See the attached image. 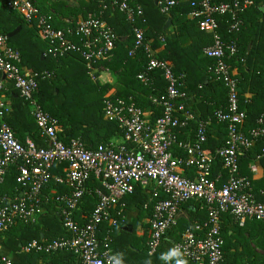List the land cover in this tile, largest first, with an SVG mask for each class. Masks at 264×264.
Masks as SVG:
<instances>
[{"label": "built area", "instance_id": "1", "mask_svg": "<svg viewBox=\"0 0 264 264\" xmlns=\"http://www.w3.org/2000/svg\"><path fill=\"white\" fill-rule=\"evenodd\" d=\"M0 4L19 14L28 25L37 26L40 37L49 44L50 57L77 54L85 63L92 82L101 81L109 73L98 66L99 62L111 60L118 40L103 18L106 5L86 19L59 29L54 27L52 17L40 13L31 0H0ZM177 4V0H163L158 1L157 7L161 14L167 15ZM109 5L123 13L133 25L134 46L128 57H133L140 48L148 54L146 70L136 76L137 80L150 84L152 73L158 71L165 82L162 94L148 97L159 116L151 122L132 98H118L112 89L103 98V114L108 121L117 124L120 137L93 149L85 148L79 138L64 143L59 137L58 121L38 102L39 81L51 80L52 75L22 69L19 52L8 45L7 36L0 31V183L9 168L14 167L17 184L13 197L0 194V233L18 223H38L45 207L52 204L58 210L68 237L32 240L21 245L20 252L66 251L75 255L76 264H110L111 258L118 254L111 248V234L120 222L131 218L125 199L141 188L147 190L153 204L148 218V257L157 254L162 240L176 227L181 206L195 202L206 210V220L194 222L179 241L172 243L171 249L179 248L181 258L188 263L225 264L221 216L230 215L240 226L252 221L264 225V204L255 200L251 183L240 176L238 166V157L264 138V113L255 128L247 133L242 131L245 112L239 108L238 81L230 67V61L237 54V40L222 41L219 19L226 18L227 31L236 34L242 26L240 14L260 5L252 0L227 3L199 0L191 4L187 14L190 20L197 21L200 31L212 35V44L203 50V55L214 61L209 70L212 80L221 82L226 89V108L215 110L213 117L217 123L226 125L227 140L211 153L205 151L208 123L187 110L189 97L181 90L172 67L155 58L150 46L144 43L143 30L136 26V21L145 23L142 8H132L129 0H111ZM260 7H264V3ZM11 90L27 104L47 147H39L30 139L21 143L15 138L5 121L11 110L5 97ZM191 121L197 124L194 139L180 140L177 134ZM261 159L264 153L255 161ZM217 162L225 171L222 183H219L221 176L211 178ZM186 168L195 170L193 177L184 176ZM54 169L56 172H52ZM250 171L255 173V167L251 166ZM91 182H96L97 186L90 187ZM60 187L63 191L58 193ZM87 195L95 198V206L85 216L81 203ZM143 208L147 210L148 204ZM102 225L111 230L100 239ZM0 264L13 262L8 256H0Z\"/></svg>", "mask_w": 264, "mask_h": 264}, {"label": "trees", "instance_id": "2", "mask_svg": "<svg viewBox=\"0 0 264 264\" xmlns=\"http://www.w3.org/2000/svg\"><path fill=\"white\" fill-rule=\"evenodd\" d=\"M177 1L178 4L170 9L167 15L160 13L154 0H129V5L132 8L137 6L142 8L145 23L136 21V26L143 30L144 43L150 46L154 57L164 60L172 67L181 85V90L186 92L189 97L186 106L191 97L209 104L206 114L202 115L199 120L208 123L205 151L211 153L215 148L223 146L227 140L226 125L217 123L213 117L215 110L226 108V89L221 82H211L213 80L209 70L214 66V61L203 55V50L212 44V35L200 31L197 21L186 18V15L191 11V4L199 0ZM213 1L227 3L231 0ZM252 1L260 6L264 3V0ZM110 2L111 0H80L77 8L71 12H63L62 5L52 7L51 10L54 12L51 10L44 12L38 6L37 8L40 13L52 17L55 28L64 29L78 22L77 17L70 18L71 23H64L60 20L62 18L58 19L55 13H60L63 16L81 14L82 18L86 19L89 14L99 12L103 5L107 6L103 18L117 34L118 40L115 43L111 60L99 62L98 66L106 69L113 76L114 81L111 84L92 82L85 63L75 53H68L57 58L50 57L47 54L49 44L40 37L37 26L35 24L28 25L19 14L8 10L4 4H0V31L7 36L16 28H21L16 36L8 39V45L18 51L21 56V68L31 73L49 72L52 75L51 80L39 81V104L46 113L58 121L59 137L64 143H67L71 138H79L87 149L106 144L121 135L117 124L108 121L103 114V98L109 90L113 89L118 98H132L146 117L153 122L159 116V112L154 111L148 97L162 94L165 88V82L158 71L152 73L153 79L150 84L144 85L137 80L136 76L146 70L148 54L144 48H140L135 51L133 57H128L129 51L134 46L133 25L127 21L123 13L111 9ZM260 6L249 7L240 14L242 26L236 34L227 31L226 18L219 19V34L222 41L237 40V54L230 61V67L231 70L237 71L235 78L238 81L239 108L245 112V124L242 129L244 133L255 128L258 118L264 113V12L261 9L263 7ZM178 17L180 20L176 22V31L172 35H167V25L175 23ZM183 34H187L192 39L187 48H182L179 41ZM162 39L163 45H161ZM158 49L159 51L155 52ZM188 62L197 66V70L189 66ZM11 91L12 93L5 97L11 101L12 106L5 121L12 129L15 138L24 142V136L29 133L37 146L47 147L40 138L27 104L18 97L15 91ZM58 98L61 99L60 103L56 102ZM154 114H156L155 117ZM196 127L197 124L191 121L186 128L179 131L178 138L183 141L193 140ZM185 135H188V138L183 137ZM263 153L264 138L257 140L250 150L238 157L240 176L250 181L255 200L262 204H264V199H257L260 185H257L251 177L250 166L253 163L264 162V159L255 161ZM56 170L54 169L52 172H56ZM194 173V169L186 168L184 176L193 177ZM217 175L222 177L219 182L222 183L225 180V171L220 162L213 165L211 178L215 179ZM15 178L16 170L14 167H10L4 181L0 183L1 195L11 197L16 195ZM89 185L95 187L97 183L91 182ZM62 191L63 188L60 187L58 193ZM149 197L147 190L137 188L132 196L126 198L128 211L135 212V217L132 221L120 222L111 234L113 240L111 248L118 254H123V264H145V261L149 260L151 264H165V261L160 259L161 255L168 253L172 242L179 241L182 233L188 227L192 226L194 222H199L182 223L180 221L178 223L177 221L176 227L162 240L157 254L154 257H148L146 242L149 225L143 226L144 234L141 237L135 236L134 227L142 215L150 217L153 204ZM145 204H148L147 210L143 208ZM94 206L95 198L91 195L85 196L81 203L82 214L89 215ZM45 209L46 215L41 222V227L46 229V232L40 230V225L33 226L37 228L32 229L28 227V224L18 223L7 232L0 233V244L17 253L20 252L21 244L32 239L52 241L65 236L66 232L58 220V210L52 204L47 205ZM223 216L220 218V225H222ZM227 216L229 215L227 214ZM229 218L234 224L240 226L231 216ZM249 223L259 225L264 232V225L257 221L246 222L241 227L245 228ZM29 226L31 225L29 224ZM110 230L109 226L102 225L98 234L99 238L102 239ZM21 231L23 233L19 235L18 233ZM220 231L223 236L226 229L220 226ZM2 236L4 238H1ZM223 237L225 264H233V260L229 256H225V253L227 254L229 251V244L225 242V236ZM140 246L141 248H138ZM16 258V263L24 262L25 264H36L38 259L45 260L46 258H51L49 261L53 264H76L77 262V258L72 253L65 251L54 254L20 252L17 253ZM167 264H175V260L169 261ZM187 264L192 263L187 262Z\"/></svg>", "mask_w": 264, "mask_h": 264}, {"label": "crops", "instance_id": "3", "mask_svg": "<svg viewBox=\"0 0 264 264\" xmlns=\"http://www.w3.org/2000/svg\"><path fill=\"white\" fill-rule=\"evenodd\" d=\"M79 1L80 0H32V2L36 6H38L39 9H41L44 12H46L45 10L50 11L51 8L52 7L54 8V6H56V5H58V6L62 5L63 12H71L72 10L77 8ZM84 1H87V0H84ZM52 12H54V11H52ZM55 15L58 17V19H60V17H61L62 19H60V20L63 21L64 23H71L72 20L70 18H74L75 16L77 17L78 21L83 19L81 14L73 15V16H69V15L63 16L60 13L59 14L55 13ZM186 18L189 19L187 17V15H186ZM178 20H180V17L177 18L175 23H173V24L170 23L167 25V27H168V29H166L167 35L174 34V31H176V29H177L176 22ZM179 41H180L182 48H187L189 46V44H191L192 39L187 34H183L180 37ZM163 42L164 41L161 42V45L164 44ZM158 51H159V49L156 50L155 52H158ZM187 64H189V66H192L194 69L197 70V66H194L192 63H189V62ZM232 71H233L234 75H237L236 70H232ZM105 76L108 77L109 84H111L114 81L111 74L108 73ZM211 82H214V81H211ZM11 93H12V91H11ZM5 100L11 106V101L7 100L6 98H5ZM208 105H209L208 103H206L200 99H196V98L191 97L189 104L187 105V110L191 113L193 112L192 114L195 117H197V119H200V117L202 115L206 114ZM11 108H12V106H11ZM28 110H29V108H28ZM154 111H156V110L154 109ZM29 112H30V110H29ZM155 115L156 114H154V117H155ZM24 137H25L24 142L27 139L32 140L29 133H26V135ZM183 137L188 138V135H185ZM24 142H21V143H24ZM251 166H254L256 169L255 173H252L250 171L251 177L253 178L254 182L257 183V185H260V189L258 190L259 195H257V199L258 198L264 199V194H262V193H264V162L253 163ZM218 176H220V175H217V177ZM149 199H151V196L149 197ZM45 215H46V209L44 210V214L40 217L39 222L36 224H30L31 226H29V224H28V227H30L32 229H36L37 227H33V226L40 225L39 226L40 230L41 231L45 230V232H46V229H44V228L42 229V227H41L42 226L41 222H42ZM229 216H227V215L223 216L222 220H221L222 225H220L226 229V231L223 232V236H225V242L227 244H229V251L227 254L225 253V256H229L233 260V264H259V263L264 264V232H263V229L260 228L259 225L253 224V223L252 224L249 223L248 225H246L245 228H242L241 226L234 224V222L229 218ZM129 217H131V218L128 220L132 221L135 217V212H132L131 215H129ZM206 217H207L206 210L204 208H201V206L195 202H189L187 204L182 205L179 212H178V216H177L178 223L180 221L182 223H190L192 221L203 222L204 220H206ZM148 218L149 217L144 214L138 219L137 223H135L134 228H135V236L136 237H141L144 234L143 226L145 224H148ZM58 220L60 221L59 214H58ZM136 225H138V228H136ZM22 233L23 232L21 231L18 234L21 235ZM146 235H147V232H146ZM223 236H222V238L224 239ZM63 237H68V233H66V235ZM1 238H4V236H2ZM32 240H37V239H32ZM38 241H49V240L48 239H42V240L40 239ZM17 253L19 254L20 252L18 251ZM17 253L11 251L8 247H4L2 244H0V256L10 257L12 259L13 264L14 263L15 264H25L24 262H17L16 263ZM50 259L51 258H46L45 260L38 259L36 261V264H53V263H51V261H49Z\"/></svg>", "mask_w": 264, "mask_h": 264}, {"label": "clouds", "instance_id": "4", "mask_svg": "<svg viewBox=\"0 0 264 264\" xmlns=\"http://www.w3.org/2000/svg\"><path fill=\"white\" fill-rule=\"evenodd\" d=\"M182 253L179 248L171 249L168 253L162 254L160 259L167 262L175 258V264H187V262L181 258ZM110 264H123V254H117L111 258ZM145 264H151V261H145Z\"/></svg>", "mask_w": 264, "mask_h": 264}, {"label": "water", "instance_id": "5", "mask_svg": "<svg viewBox=\"0 0 264 264\" xmlns=\"http://www.w3.org/2000/svg\"><path fill=\"white\" fill-rule=\"evenodd\" d=\"M154 3H155V5L157 6V4H158V0H154ZM261 9H262V11L264 12V7L261 8ZM20 30H21L20 27L16 28L13 32H11V33H9V34L7 35V38H8V39L13 38L14 36H16V35L20 32ZM56 93H57V92H56Z\"/></svg>", "mask_w": 264, "mask_h": 264}, {"label": "rangeland", "instance_id": "6", "mask_svg": "<svg viewBox=\"0 0 264 264\" xmlns=\"http://www.w3.org/2000/svg\"><path fill=\"white\" fill-rule=\"evenodd\" d=\"M112 78H113V76H112ZM113 80H114V79H113ZM105 82H108V77H107V76H104V77L102 78V80L99 81L100 84H102V83H103V84H108V83H105ZM60 101H61L60 98L56 99V102H57V103H60ZM136 228H138V225H136ZM138 245H139V243H138ZM138 248H141V246L138 247Z\"/></svg>", "mask_w": 264, "mask_h": 264}]
</instances>
